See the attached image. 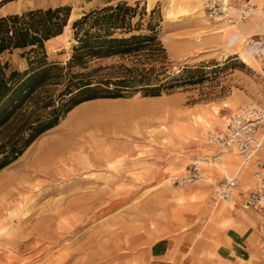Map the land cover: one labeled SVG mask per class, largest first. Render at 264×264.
Segmentation results:
<instances>
[{
    "label": "rangeland",
    "instance_id": "374dc122",
    "mask_svg": "<svg viewBox=\"0 0 264 264\" xmlns=\"http://www.w3.org/2000/svg\"><path fill=\"white\" fill-rule=\"evenodd\" d=\"M124 1L138 5V10L146 8L143 24L149 10L158 8V38L167 51L169 73L201 68L193 74L198 82L159 96L136 92L78 104L0 169V264H212L182 253L153 260L149 249L157 239L185 228L205 223L215 231L230 222L222 212L226 205L234 207L233 201L209 205V183L224 177L216 167L202 166V171L213 172L211 180H203L202 174L193 183L179 184L175 177L186 174L188 164L205 152L208 131L221 127L215 125L218 120L243 104L260 103L264 96L258 68L244 63L236 52L247 37L238 41L234 27L249 19L216 21L205 9L208 0ZM251 2L262 16L264 0ZM106 3L4 0L0 15L70 6L78 18ZM71 23L45 42L47 61L65 64L69 59L76 44ZM24 51L16 49L4 58L11 67L25 70ZM117 61L108 58L92 65ZM72 114L73 122L64 124ZM206 120L215 124L205 128ZM41 137L45 144L32 151ZM229 264L260 263L251 254Z\"/></svg>",
    "mask_w": 264,
    "mask_h": 264
},
{
    "label": "trees",
    "instance_id": "16d2710c",
    "mask_svg": "<svg viewBox=\"0 0 264 264\" xmlns=\"http://www.w3.org/2000/svg\"><path fill=\"white\" fill-rule=\"evenodd\" d=\"M111 1L72 21L76 44L65 64L47 61L45 42L62 33L70 6L0 15V169L78 104L136 92L159 96L198 82L193 74L201 68L169 73L167 51L158 38V8L149 10L143 24L145 7ZM16 49L25 50V70L11 67L4 58ZM115 57L116 63L92 65Z\"/></svg>",
    "mask_w": 264,
    "mask_h": 264
},
{
    "label": "built area",
    "instance_id": "2783aa9c",
    "mask_svg": "<svg viewBox=\"0 0 264 264\" xmlns=\"http://www.w3.org/2000/svg\"><path fill=\"white\" fill-rule=\"evenodd\" d=\"M219 0H208L205 9L211 16L234 23L245 20L253 12L250 4H245L237 16L226 14ZM245 48L257 60L258 70L264 85V33L254 34L247 38ZM264 128V96L260 103H250L237 111L225 116L223 128L208 131L205 152L194 158L188 164L187 173L175 177L179 184L193 183L200 178L202 164L218 165L225 152H232L241 158L242 164L254 162L256 169L252 172L255 186L239 190L238 172L230 177H223L215 184L211 192V203L217 205L222 201L233 200L236 194L241 196L243 207L252 210L257 215L264 213V161L257 158V152L262 147V139L258 137L259 129ZM211 148H210V147ZM255 246L260 264H264V219L256 227Z\"/></svg>",
    "mask_w": 264,
    "mask_h": 264
},
{
    "label": "crops",
    "instance_id": "0c3cea01",
    "mask_svg": "<svg viewBox=\"0 0 264 264\" xmlns=\"http://www.w3.org/2000/svg\"><path fill=\"white\" fill-rule=\"evenodd\" d=\"M248 19L247 23H244L241 27H234L237 31H240L242 36L246 34V37H248L250 35L264 33L263 19L256 16H251V18ZM213 124L215 123L211 121V127ZM257 135L262 139L263 143L261 149L258 151L257 158L264 161V128L259 129ZM196 139L197 138H195V140ZM224 156L225 160L221 162V165L225 171L222 172L217 170V168L214 169V171L221 172L224 176H228L229 172L234 171V174L238 172L241 177V180L239 179V190L244 189L241 183L243 186L251 185L250 187H254L255 180L252 177V172L256 169L255 163L252 161L244 165L241 164V159L238 156ZM205 169L206 168L202 171L201 168L199 179L202 178L203 174V180H211L209 174L213 172L208 171L209 168ZM222 178L221 176L216 180L215 177V181L209 183V195L215 184ZM241 199V196L236 194L233 198L234 207L228 205L223 207V216L230 219L229 224L228 222H224L221 225L223 228H218L213 231L207 229L205 223H203L192 230L190 229L193 226L185 228L172 236L161 237L157 239L149 249V254L153 257L152 259L162 261L168 259L170 256H177L182 253L185 255L191 254L194 256V260L198 258L199 261L204 260L212 264H229L232 262H239V258L247 259L253 254L255 259L258 258L259 261L258 251L255 246L256 227L257 224L264 219V213L263 215H257L252 210L243 207ZM209 205L214 206L211 203V196ZM199 207L201 209L202 205ZM183 261L184 260L181 262Z\"/></svg>",
    "mask_w": 264,
    "mask_h": 264
},
{
    "label": "bare ground",
    "instance_id": "6f19581e",
    "mask_svg": "<svg viewBox=\"0 0 264 264\" xmlns=\"http://www.w3.org/2000/svg\"><path fill=\"white\" fill-rule=\"evenodd\" d=\"M220 1V3H221V5L223 6L222 7V9H223V11H225V13L226 14H232L233 16H237L238 15V13H239V10L241 9V7L242 6H244L245 4H250V5H252V7H253V12H252V14L249 16V17H247L245 20H247L248 18H251V16H256V17H260L261 19H263V23H264V6H263V15L262 16H260V15H258V13H257V6L256 5H254L252 2H251V0H242L241 2H240V4H235V5H233V6H229V4H227V2H228V0H219ZM259 1V0H258ZM261 1V0H260ZM206 7V6H205ZM230 10H234L235 12L234 13H232V12H230ZM71 16H70V18H72L73 17V14H70ZM216 21H219L221 18L220 17H218V16H214L213 17ZM245 20H239V19H237V21L239 22V21H245ZM236 21V22H237ZM221 23H224V24H229V22L227 21V20H222V22ZM235 23V22H234ZM65 28H66V26H65ZM234 30H235V28H234ZM264 32V31H263ZM205 33V32H204ZM263 34V33H262ZM235 35L237 36L236 37V39L239 41L240 40V42L242 41V39L244 38V36H242L241 35V33H240V31H235ZM58 36H60V34L59 35H57L56 37H58ZM251 36V35H250ZM56 37H54V38H56ZM249 37V36H248ZM247 37V38H248ZM247 38L246 39H244V41H243V45H244V48H245V42H246V40H247ZM243 48V46H241V47H238V50L236 51L237 52V54L239 55V57L242 59V61L244 62V63H246L247 65H250V66H253L254 68L255 67H257L258 68V64H257V60L255 59V57L251 54V53H249L248 51H247V49L245 48L244 49ZM246 50V51H245ZM250 103H253V102H250ZM250 103H246V104H243V105H241V106H244V105H247V104H250ZM82 104V103H81ZM81 104H79V105H81ZM241 106H239V107H241ZM76 107V106H75ZM72 111H74V109H72L70 112H72ZM69 112V113H70ZM75 114H72V115H70V117H69V119L64 123V124H68V123H70L69 121H72V120H74L75 119V116H74ZM225 119V118H224ZM224 119H223V121H224ZM223 121H220V120H218V122L216 123V125H219V126H221L220 128H217V129H222L223 128ZM73 122V121H72ZM221 122H222V124H221ZM204 127L205 128H209V127H211V125H210V121L209 120H206V121H204ZM65 127V126H64ZM161 130H163V131H168L167 130V128L164 126V125H161ZM214 130H216V129H214ZM211 131H213V130H211ZM42 138V137H41ZM43 139V138H42ZM42 139H39V143L36 145V146H34L31 150L32 151H34V150H36V152L38 151V149L39 148H41V146L43 145V144H45V141H44V139L42 140ZM53 143V142H52ZM210 147V146H209ZM211 148V147H210ZM261 149V148H260ZM259 149V150H260ZM40 150V149H39ZM43 150V149H42ZM40 152V151H39ZM257 154H258V152H257ZM224 155H234V156H238L237 154H235V153H232V152H225V153H223V155H222V161H223V157H224ZM239 157V156H238ZM240 158V157H239ZM241 159V158H240ZM221 161V162H222ZM221 162L218 164V165H216V166H213V165H210V164H205V163H203L204 165H207V166H211V167H213V168H217V170H220V171H222V172H224L225 170L223 169V166L221 165ZM203 164H202V166H203ZM241 164H242V162H241ZM245 165V164H244ZM202 168V167H201ZM239 175V174H238ZM232 176V175H231ZM224 177H230V176H224ZM239 177H240V175H239ZM240 180H241V177H240ZM241 186L244 188V189H247L248 187H250L251 185H249V186H243L242 185V183H241ZM231 201H233V200H229V201H222V202H220L219 204H223V203H229V202H231ZM219 204H217V205H219Z\"/></svg>",
    "mask_w": 264,
    "mask_h": 264
},
{
    "label": "water",
    "instance_id": "95a60500",
    "mask_svg": "<svg viewBox=\"0 0 264 264\" xmlns=\"http://www.w3.org/2000/svg\"><path fill=\"white\" fill-rule=\"evenodd\" d=\"M71 14V13H70ZM84 13H82V15H83ZM75 18L73 17L71 20H69V18H68V24H70L73 20H74Z\"/></svg>",
    "mask_w": 264,
    "mask_h": 264
}]
</instances>
